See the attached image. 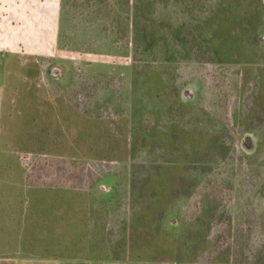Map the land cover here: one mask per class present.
<instances>
[{
  "label": "rangeland",
  "instance_id": "1",
  "mask_svg": "<svg viewBox=\"0 0 264 264\" xmlns=\"http://www.w3.org/2000/svg\"><path fill=\"white\" fill-rule=\"evenodd\" d=\"M40 1L0 0V42L9 48L0 57L8 105L0 103V169L44 153L108 166L91 191L104 205L132 197L142 207L173 190L172 208L157 220L176 235L180 260L200 245L207 252L220 233L243 241L249 196L256 234L264 211V0H61L57 32L54 0ZM70 106L84 114L82 147L61 113ZM129 180L145 184L144 193L126 196ZM17 184L14 172L0 173V264H72L50 258L52 248L37 254L34 243H17V212L8 211ZM110 215L116 224L127 208Z\"/></svg>",
  "mask_w": 264,
  "mask_h": 264
},
{
  "label": "trees",
  "instance_id": "2",
  "mask_svg": "<svg viewBox=\"0 0 264 264\" xmlns=\"http://www.w3.org/2000/svg\"><path fill=\"white\" fill-rule=\"evenodd\" d=\"M61 113L70 114L69 120L74 123L73 129L79 137L75 142L82 147V140L86 139L84 129L87 126L83 112L77 106H70L68 112L61 110ZM131 154L134 155L133 150ZM113 158L118 160L117 156ZM44 165L49 164L45 162ZM109 172L112 171L108 166L96 170L94 165L84 161L56 157V243H34L37 254L39 251L45 252L46 248L49 251L52 248L50 256L62 259L92 258L135 264H262L260 261L264 257V211L260 214L257 233L252 234L254 200L251 196L243 203V241L237 240L230 244L226 236L220 233L211 238L212 245L207 252L201 249L204 246L200 245L184 260H180L181 251L178 249L176 235L165 230L164 225L157 220L158 214H165L172 208L173 190L161 195L162 202L152 201L142 207L135 206L132 197L118 202L112 197L114 200L106 202L105 205L97 204L91 198L89 190L100 175ZM127 176V179L132 178L131 175ZM149 178L146 182L148 185L152 183L153 176ZM132 182L133 180L128 184L126 196L144 193L142 190L145 184L138 188ZM155 196V193L151 194V197ZM122 205L127 208L126 217L116 224H111V209L120 208ZM262 207L264 210V202ZM51 214L52 211H46V217ZM46 225H50L47 220ZM47 243L52 245L47 246Z\"/></svg>",
  "mask_w": 264,
  "mask_h": 264
},
{
  "label": "crops",
  "instance_id": "3",
  "mask_svg": "<svg viewBox=\"0 0 264 264\" xmlns=\"http://www.w3.org/2000/svg\"><path fill=\"white\" fill-rule=\"evenodd\" d=\"M23 2L28 3H35L39 0H22ZM41 3L42 0L40 1ZM28 7V6H27ZM53 8H54V16H56V32L58 30V22L61 17L62 13V3L61 0H54L53 1ZM1 11V7H0ZM24 11V10H23ZM24 13V12H23ZM43 17V11H37L35 16ZM11 26V25H10ZM0 31H2V25L0 24ZM56 42V41H55ZM8 46L5 42H0V57H2L3 52L7 51ZM37 62V61H35ZM34 62V63H35ZM8 72V71H7ZM6 72V73H7ZM11 73V72H10ZM11 75V74H10ZM6 77L9 74H5ZM13 76L11 75V78ZM0 94V103L3 106L2 96L5 95L4 92L1 90ZM21 93V92H20ZM19 93V94H20ZM24 93V92H23ZM4 99V98H3ZM19 100L22 99L20 95ZM22 102V101H21ZM5 106H8L5 104ZM20 141V140H19ZM5 146V143L3 144ZM18 147L24 148L28 147V143H18ZM29 152V149L26 150ZM33 152V151H31ZM10 161V160H8ZM47 162L49 165H44ZM12 166H6L0 169V173L3 171H12L15 173V178L19 182L17 186H19V191L16 195H14L15 202L14 204H10V209L8 206V211L17 212V223L16 229L18 230L19 239H17V243H37V242H44V241H53L56 243V155H49V154H42V155H35L32 154L26 158V155L21 156L17 162L16 170ZM108 176V175H106ZM104 175H100L96 182H100L101 179L106 177ZM96 184V183H95ZM95 184L92 188H94ZM92 188L90 191H92ZM6 196L1 194L0 197ZM9 198V197H7ZM6 200L8 201V199ZM7 203V202H6ZM8 204V203H7ZM5 207V206H4ZM7 207V206H6ZM5 207V208H6ZM3 209L0 208V212ZM50 210L53 212L51 216L46 217V211ZM6 211V210H5ZM7 211V212H8ZM22 215L24 221L18 222V216ZM46 220L49 222L50 225H46ZM50 237V239L47 238ZM47 238V239H46ZM15 241V242H16ZM29 256V255H24ZM44 258V257H41ZM50 258H56L50 257ZM61 260H68V262L72 264H80L83 262L88 264H110L111 263H122V264H135L130 263L128 261H112V260H96V259H87V258H69V259H62ZM262 263V262H261ZM264 264V263H262Z\"/></svg>",
  "mask_w": 264,
  "mask_h": 264
}]
</instances>
